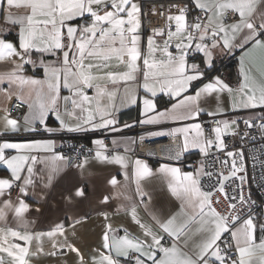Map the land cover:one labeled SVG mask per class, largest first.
<instances>
[{"label":"snow or ice","instance_id":"1","mask_svg":"<svg viewBox=\"0 0 264 264\" xmlns=\"http://www.w3.org/2000/svg\"><path fill=\"white\" fill-rule=\"evenodd\" d=\"M262 3L264 0H211V2L195 0V7L200 9L204 16H197L191 23L186 21V8L174 6L177 7L178 14L169 15L168 20L175 21V31H172L169 26L168 39L164 40L161 47L155 42L154 36L164 35V30L153 29V35L148 37L147 54H145L139 47L138 29L141 8L133 0H6L7 8L3 9L5 20L18 26V40L14 43L0 37V61L7 59L13 63L10 72L0 74V80H7L9 84L17 83L21 90L28 86L29 97L32 93L35 94L34 100L31 101L17 95L21 103L27 104L29 111L24 117L27 125L37 121L40 125H45L46 118L49 113H52L59 121L60 127L67 128L69 131L78 130L82 124H91L94 129L116 125L117 121L112 118V111L109 109L115 107L114 101L121 87L124 88L125 98L130 103H136V97L129 85L137 82V73L141 71L137 61L140 59L143 60L144 83L138 86L155 96L158 85L159 91L171 93L174 98H178L176 103L163 111L156 110L152 99L144 98L142 116L146 118L140 121L142 124L194 120L201 111L197 103L200 97L213 92H227L230 97L235 92L238 99L233 100V108H254L258 104L264 105V83L258 84L253 75L255 71L264 78V38H262L264 37V11L258 9V5ZM13 8L25 11L13 12ZM229 11L233 14L235 21L233 23H226ZM237 13L239 19H235ZM78 19L84 20V23H77ZM185 31L187 35L184 34ZM174 37L178 38L175 44L178 51L175 55L168 49ZM209 39L211 44L205 42ZM193 43H195V50L204 54L205 63L208 65L211 63V49L220 47L221 44L228 50L240 48L243 52L240 72L244 80L239 88L234 90L219 77H215L212 82L198 89L194 95L186 94L189 84L203 75L199 65L188 64L186 61ZM156 52H160L161 59L154 58ZM33 54L39 57V66L44 72L43 79L18 74L23 71L25 64L36 65L37 61L31 58ZM47 57L55 59L46 61ZM13 58H18L19 63H16ZM124 65L127 66V70L119 71L118 69ZM61 86L69 91V96L61 97ZM89 89H95L93 96L87 94ZM61 99L65 102L64 115L80 121L74 127L66 124L61 115ZM69 103L71 110L67 107ZM77 110L81 115H76ZM97 114L100 116L99 123L95 121ZM217 114L209 113V115ZM235 122V120L218 121L217 126L212 129L215 133L214 139L205 136L200 123H185L182 127L172 128L168 132H156L151 135L183 134V150L191 146L198 148L202 155L207 156L213 147L224 150L222 133L230 123ZM245 124L252 127L250 121L246 120ZM124 126L131 127L127 124ZM260 127L264 128V124ZM24 130L34 131L35 129L25 127ZM113 130L116 129L113 128ZM3 131H20L18 121L5 116ZM46 131L52 132L54 129L46 127ZM191 133L195 134L190 135ZM93 143L101 149L104 148L103 140L98 139ZM52 147L53 142L50 140H34L26 143L6 140L0 142V161L7 164L12 177L11 179L0 178V195L21 179L23 184L19 187V191L26 193V186L33 183L31 179L33 168L31 165L27 166L29 173L27 177L21 176V170L27 161L38 160L36 155L7 156L6 150L31 153L41 150L51 151ZM180 155L181 153L178 152L174 158L178 159ZM226 155L231 158V168L228 175H224L223 172L219 174L217 181L219 187L216 190L229 200L227 215L212 206V192L202 191L199 181L200 169L195 172L181 173L180 168L161 165L158 171L171 173L173 178L179 181V187H172L171 184L169 187L173 194L181 199V212L186 218L178 223L176 215L164 221L153 217L162 233L157 235L151 229H146L144 224H140L133 209V220L145 229L144 235L146 238L150 237L151 242L149 243L147 239L140 241L129 238L127 234L109 238L106 231L103 240L108 254L100 253L99 261L93 258L94 264H121V257L134 261V264H210V261L212 264H264V237L259 243L256 242L253 216L249 215L248 218L243 219L238 228H232V225L241 220V216L237 214V203L243 206L249 198L243 195L242 187L238 201L235 195L229 198L225 192L224 182L232 177L238 178L241 185L246 182L244 175H237L244 171L243 153L229 151ZM96 157L126 166L125 158L119 154L109 158L98 150ZM237 157H239V164ZM52 159L62 161L65 157L56 154ZM228 163L227 159L221 162L222 166H227ZM150 174L151 169L146 163L139 159L134 162V176L137 182L141 177ZM204 174L212 175L210 172ZM111 183H116L115 178ZM139 194L144 195L142 192ZM76 195H83V191L77 189ZM216 202L219 203L218 200ZM4 206L14 208L16 217H20L29 208L22 199L15 206L11 201L6 200ZM188 209H192L191 214H188ZM3 215L4 209H0V218ZM193 222L196 227L192 235H202L204 238L189 249L188 243L191 239L189 233ZM260 227L264 230V224ZM228 231H231L232 240L235 242L236 259H232L227 251L232 245L225 242L224 249H221L218 244L222 233ZM57 234H63V226L60 224L47 233H37L36 239L39 240L42 235L53 237ZM163 234L171 240V245L168 247L164 246L165 235ZM8 235L26 243L32 240V235H22L12 228H7L3 230V240L0 242V252L11 257L12 264H28L25 257L29 255V249L20 244H8ZM182 240L183 244H181ZM68 247L72 251H78L71 245ZM0 264H4L2 257H0Z\"/></svg>","mask_w":264,"mask_h":264},{"label":"crops","instance_id":"2","mask_svg":"<svg viewBox=\"0 0 264 264\" xmlns=\"http://www.w3.org/2000/svg\"><path fill=\"white\" fill-rule=\"evenodd\" d=\"M195 3V0H193ZM133 2L139 5L138 0ZM211 2V0H209ZM7 8L6 0H0V37L17 42L18 40V26L6 22L3 9ZM260 11H264V3L258 5ZM13 12L19 11L23 13L24 9H12ZM239 19V17L237 18ZM77 23H84V20H77ZM193 20L189 18L191 23ZM235 22L226 20V23ZM140 25H141V13H140ZM141 26L138 29L140 36L139 47L142 52L147 54L148 37L153 35L152 31L141 32ZM187 35V31L184 33ZM198 35V34H197ZM264 38V37H262ZM168 39L167 36H154L155 42L163 46L164 40ZM178 42V38L174 37L172 42L168 45L169 51L174 55L177 54L175 44ZM206 42V41H205ZM206 43L211 44L209 39ZM193 52L194 56L190 57L189 53ZM211 63L210 65L205 63V57L202 52L195 50V43L191 45V49L188 51L186 61L188 64H197L203 75L195 81H192L187 89L188 95H194L195 92L202 88L204 84L212 82L215 77H219L224 83L228 84L232 89L236 90L243 82L244 78L240 72V61L243 52L240 48H232L231 50L222 47H216L211 49ZM37 61L36 65L25 64L23 71L18 73L25 77H34L37 79L44 78V72L42 67L39 66V57L33 54L31 57ZM154 58L161 59L160 52L154 54ZM16 63H19L18 58H13ZM54 57H47L46 61L53 60ZM229 61H233V70L230 75L227 64ZM140 65L141 71L137 73V82L129 85L132 93L136 97V103H130L124 95V88L119 89V95L114 101L115 107L109 109L112 111V118L117 123L114 126L106 128H92L91 124L81 125L78 132H98L101 130H108L111 132L109 141L104 148H99L93 141L100 140L98 135L91 136L88 140L95 145V151L92 155L86 156L81 165H75L71 156L65 157L62 161L53 160L52 157L59 154L56 150L59 140L57 137H23L29 131H25V127H33L38 121L27 125L25 123V115L28 114V107L26 104V110L20 118H13L7 113L9 102L12 98H17L19 94L24 100H34L35 94L29 97L30 88L25 86L21 90L17 83L9 84L7 80H0V142L5 140L8 142L26 143L34 140H50L53 142L51 151H32L17 153L16 150H6L7 156L12 155H36L38 160L33 162L31 160L25 163V167L21 170V176L27 177V166L31 165L33 173L31 179L32 184L26 186V193H21L19 187L23 184V179L14 182L12 185H16V190L11 192L10 188L5 189L3 195H0V209H4V215L0 218V242L3 240V230L12 228L23 234H31L32 240L30 242L21 241L16 237L8 235V244H20L23 247L29 249V255L25 257L28 264H94V259L99 261L100 253L108 254V250L104 248V234L107 231L109 238L112 236H124L127 234L129 238H135L140 241L145 239L151 242L150 237H145L144 231L140 227V224H144L146 229H151L152 232L157 235H161V231L156 226V220L164 221L173 215L177 216V222H181L185 219V215L181 212V199L173 194L169 185L172 187H179V181L173 178L171 173L158 171L161 165H169L171 167H177L181 169V173L188 172L187 161L175 162L168 159H162L151 156H132L131 152L136 145V137L131 131V128L138 123L140 134L144 139H159L166 135H151L156 132H168L172 128L182 127L185 123H200L201 117L217 116L219 121L228 120L233 121L239 115H243L247 118H254L264 113V105H257L256 107H236L233 108V100L238 99L235 92L233 96H229L227 92L224 93H208L203 94L197 102L201 109L197 118L190 121H162L157 124H142L140 121L145 116H142L143 112V99H152L156 105L157 111H163L171 107L172 104L177 102L178 98H174L171 93L159 91L157 85L156 95L152 96L151 93L145 92L142 85L143 80V60L137 61ZM220 66L218 69H213ZM245 66H248V61H245ZM13 63L11 60L0 61V74L8 73L12 70ZM119 71H126L127 66L124 65L118 69ZM257 83H264V78L260 77L258 72H253ZM89 96L95 94V89L87 90ZM61 97L69 96L70 93L67 89L61 86ZM259 95V92H257ZM161 96L160 103H158L157 97ZM182 98V97H180ZM71 110V104L67 105ZM222 110V111H221ZM60 112L63 116L65 123L70 126H75L80 121L70 118L64 115L65 102L60 101ZM218 113L217 115H209V113ZM76 115H81L77 110ZM86 115V114H85ZM8 116L11 119L18 121L20 131L18 132H4V117ZM95 121L100 122V116H95ZM164 123H170L168 126H158ZM45 124L49 128H61L59 121L55 115L49 113L46 118ZM131 125V127H125L124 125ZM233 123L229 124V127L222 133L223 136L227 135L233 128ZM202 126V124H201ZM223 128V125H220ZM216 127V126H215ZM115 128L116 130H113ZM68 130L67 128H61ZM69 131V130H68ZM214 133V132H213ZM191 133L190 135H194ZM180 139V149L188 159L193 155L201 154L198 148L189 147L187 150H183V134H177ZM215 138V133L212 139ZM108 148V149H107ZM101 151L104 155L111 158L114 155H121L125 158V165L121 166L114 162L105 161L96 157V152ZM110 151V154L107 153ZM139 159L146 163L151 169L149 176L141 177L137 182L134 176V162ZM197 169L201 170L200 165L192 168V172ZM200 177V176H199ZM0 178L11 179V171L7 164L0 161ZM115 178L116 183L112 184V179ZM77 189L83 191V195L77 196ZM202 191H205L202 189ZM144 195L141 196L139 193ZM207 192V191H206ZM107 197V202L105 198ZM24 200L29 205L28 210L21 214L20 217H16L14 214V208H5L4 201H11L12 204L18 205L19 200ZM133 209L135 210L136 219L140 224L133 220ZM207 210V209H206ZM188 214L192 213V209H188ZM243 221L237 222L233 225L234 228H238ZM255 224L254 236L257 243L264 237V230L261 229V225L264 224V205L261 209V216L259 218H253ZM57 224L63 226V234H57L53 237L42 235L39 240L36 239L37 233H47L51 231ZM195 222L190 228L189 235L191 239L188 243V248L192 249L195 244L199 243L204 237L202 235H192L195 232ZM166 237L164 246L171 245V240ZM183 244V240L181 241ZM68 245H71L78 251H72ZM231 245L235 250V242L232 240ZM7 246V245H5ZM40 249V250H38ZM135 254V253H134ZM115 256V253H113ZM136 255V254H135ZM0 257L3 258L4 264H12V258L7 256L6 253L0 252ZM121 264H134L127 258H120ZM210 264L212 262L210 261Z\"/></svg>","mask_w":264,"mask_h":264},{"label":"built area","instance_id":"3","mask_svg":"<svg viewBox=\"0 0 264 264\" xmlns=\"http://www.w3.org/2000/svg\"><path fill=\"white\" fill-rule=\"evenodd\" d=\"M139 7L141 8V28L143 32L152 31L153 29H163L164 35L167 36L169 26L172 31H175V21H169L168 16H175L178 14L177 7L186 8V21L189 22V18L194 21L197 16H204V13L200 9L195 7L193 0H138ZM239 17L238 13L235 14V19ZM227 20L233 21V14L229 11L227 14ZM208 40H206L207 42ZM190 57H193V52L189 53ZM26 110V104L21 103L17 98H12L9 102L7 113L13 118H20ZM250 121L252 127H248L245 121ZM219 118L217 116L201 117V124L207 138H212L214 133L212 129L217 126ZM235 123L231 131L222 137L224 143V150H217L215 147L209 150L207 156L202 154L193 155L188 159L180 149V139L176 136L166 135L159 139H141L139 136L140 129L138 123H136L131 131L136 137V145L131 155L137 156H151L162 159H168L175 162L187 161V170L191 171L200 165L201 175L199 177L201 189L212 192L211 197L212 206L222 214L227 215L229 200H226L224 195L218 190V178L221 172L224 175H228L231 168V158H228L226 153L242 152L244 156L242 173L237 175H244L246 182L241 185V181L232 177L224 182L225 192H227L229 198L233 195L236 196L237 201L241 194V187L243 189V195L248 199V202L241 206L237 203V214L241 216V220L248 218L252 215L253 218H259L261 216V209L264 205V128L260 125L264 124V113L254 117L247 118L243 115H239L235 119ZM46 125V124H45ZM40 125L36 123L33 125L34 131H29L22 134L23 137H57L59 144L56 148L57 152L63 157L71 156L75 165L82 164L83 159L86 156L92 155L95 151V145L88 139L93 135H98L100 140H103L106 145L109 141L111 132L108 130H101L96 132H78L68 131L61 128H52L54 131H46V125ZM170 123H164L158 126H168ZM156 147L159 153L156 151ZM108 149V148H107ZM164 150V152H163ZM161 151V152H160ZM181 153L178 159H175L177 153ZM110 154V151L107 150ZM219 158V159H217ZM227 159L229 161L227 166H222L221 162ZM239 164V157L236 158ZM212 173L211 176L204 173ZM16 190V185H12L10 191ZM219 201L217 203L216 201ZM233 227V225H232ZM166 237L164 239V242ZM225 242L231 245V231L222 233V238L218 241L221 249H224ZM228 254L232 259L237 258V254L233 247H230ZM133 255H135L133 253Z\"/></svg>","mask_w":264,"mask_h":264},{"label":"trees","instance_id":"4","mask_svg":"<svg viewBox=\"0 0 264 264\" xmlns=\"http://www.w3.org/2000/svg\"><path fill=\"white\" fill-rule=\"evenodd\" d=\"M232 63H233V61H229V63L227 64V66H228V69H229V71H230V75L232 74V68H233V65H232ZM215 67H216V63H215V65L212 67L213 69H215ZM220 66H218V67H216V69H218ZM160 98H161V96H158L157 97V100H158V103H160Z\"/></svg>","mask_w":264,"mask_h":264},{"label":"bare ground","instance_id":"5","mask_svg":"<svg viewBox=\"0 0 264 264\" xmlns=\"http://www.w3.org/2000/svg\"><path fill=\"white\" fill-rule=\"evenodd\" d=\"M156 151L159 153V150H158V148L156 147ZM161 152V151H160ZM163 152H164V150H163Z\"/></svg>","mask_w":264,"mask_h":264},{"label":"rangeland","instance_id":"6","mask_svg":"<svg viewBox=\"0 0 264 264\" xmlns=\"http://www.w3.org/2000/svg\"><path fill=\"white\" fill-rule=\"evenodd\" d=\"M141 26V25H140ZM142 29V28H141ZM141 32H143L142 30H141Z\"/></svg>","mask_w":264,"mask_h":264}]
</instances>
